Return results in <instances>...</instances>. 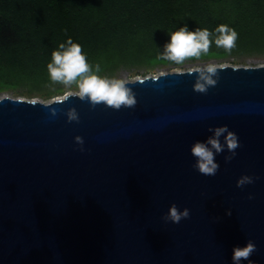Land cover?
Wrapping results in <instances>:
<instances>
[{
  "label": "water",
  "instance_id": "water-1",
  "mask_svg": "<svg viewBox=\"0 0 264 264\" xmlns=\"http://www.w3.org/2000/svg\"><path fill=\"white\" fill-rule=\"evenodd\" d=\"M217 67L206 92L204 68L127 80L119 109L1 96L0 264H233L249 240L264 264V64ZM223 126L236 155L221 136L218 171L200 174L191 147ZM173 204L189 218L166 220Z\"/></svg>",
  "mask_w": 264,
  "mask_h": 264
},
{
  "label": "trees",
  "instance_id": "trees-1",
  "mask_svg": "<svg viewBox=\"0 0 264 264\" xmlns=\"http://www.w3.org/2000/svg\"><path fill=\"white\" fill-rule=\"evenodd\" d=\"M221 24L238 33L231 53L214 43ZM184 26L213 33L199 59L264 53V0H0V91L29 99L61 92L65 85L49 79L47 65L69 38L94 72L100 64L101 77L174 63L162 54L170 33Z\"/></svg>",
  "mask_w": 264,
  "mask_h": 264
},
{
  "label": "clouds",
  "instance_id": "clouds-1",
  "mask_svg": "<svg viewBox=\"0 0 264 264\" xmlns=\"http://www.w3.org/2000/svg\"><path fill=\"white\" fill-rule=\"evenodd\" d=\"M215 33L214 43L216 47L231 53L238 39L236 30L221 24L215 29ZM212 36L213 33L207 28L189 31L187 26L181 27L179 30L170 33V41L165 45L162 58L178 65L191 58L199 59L202 55L209 54L213 43ZM100 71L99 63L95 66V72L93 71L82 51V46L74 43L71 38L66 43L59 44V49L52 52L51 62L47 65L48 76L53 83L65 86L75 84L78 89V97L81 100L87 98L93 107L100 103L115 109H119L121 106H133L135 99L130 95V89L126 87L125 81L101 77L97 74ZM197 71L199 78L195 84V90L206 92L208 86H213L216 83L213 77L218 76V67L214 64H208L206 68ZM201 80L204 82L201 83ZM71 95L70 91L65 93V97ZM68 115L70 120L77 119L75 111H71ZM210 131L214 133L213 136L204 142L197 141L191 147V154L196 161L193 168L206 176L215 175L219 169L215 156L222 153L225 147V144L220 142L221 136L225 137L226 147L232 153V156L225 158L226 161H230L236 155L235 150L239 147L237 135L229 131L227 126L210 129ZM77 141L83 143L80 137H77ZM251 183H254V178L245 175L237 181V187ZM252 198L250 195L249 199ZM189 216V209L180 211L173 204L164 218L178 224L182 219L189 218ZM255 251L256 245L250 240L243 247H234L233 264H241L242 260H248L249 264H253L250 257Z\"/></svg>",
  "mask_w": 264,
  "mask_h": 264
},
{
  "label": "rangeland",
  "instance_id": "rangeland-1",
  "mask_svg": "<svg viewBox=\"0 0 264 264\" xmlns=\"http://www.w3.org/2000/svg\"><path fill=\"white\" fill-rule=\"evenodd\" d=\"M208 64H214L216 66L222 65H244V64H264V53H254L253 55H248L244 53L233 54L227 56L225 58H211V59H196V60H186L183 64L169 63V64H157L151 69H147L146 67L140 68H120L112 78L123 79L124 81L134 79L137 77H141L151 73L157 72H167V71H177V70H187V69H196V68H206ZM139 71L140 74H136ZM70 91L71 93H78V89L76 86H64L63 90L54 96L49 98H41L35 97L40 100H49L54 98L63 97L66 92ZM3 95H10L13 97H23L17 96L14 93V90L8 89L4 91H0V97ZM27 98V97H25ZM32 99V98H31Z\"/></svg>",
  "mask_w": 264,
  "mask_h": 264
}]
</instances>
